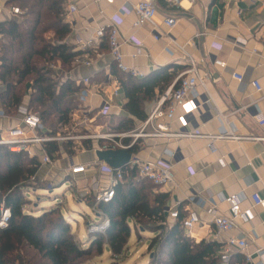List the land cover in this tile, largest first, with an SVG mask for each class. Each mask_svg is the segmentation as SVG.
<instances>
[{
    "label": "crops",
    "instance_id": "1",
    "mask_svg": "<svg viewBox=\"0 0 264 264\" xmlns=\"http://www.w3.org/2000/svg\"><path fill=\"white\" fill-rule=\"evenodd\" d=\"M141 1L114 0L113 4H109L104 0H67L66 20L72 28L67 43L86 51L81 45L94 39L99 28L118 27L119 39L121 43L124 42L123 63L130 70L138 72V75L126 74L137 79H144L167 68L176 74V79L191 66V62H196L200 75L207 77L208 91L200 87L198 93L208 96L212 107L210 110L202 108L187 123L180 120L181 112H177L171 129L173 132H191L199 126V131L205 137L140 140L137 151L132 155L150 163L164 159L174 166L173 184L158 187V191L170 195L169 209H175L183 216L193 211L198 213L200 222L191 233H187L190 238L196 243L203 240L217 242L221 244L222 252L229 237H240V233L219 234L212 224V218L206 213L210 205L216 204L220 214L228 215L229 205L223 203L225 197L242 194V207L248 208L252 205L253 194L264 196V0H197L193 6L185 4L186 9L182 10L158 0V14L154 22L133 28L136 16L131 10ZM122 7L127 11H121ZM13 9L6 0H0V23L17 18ZM168 17L176 20V26L172 29L164 23ZM154 37H159V40ZM103 41L96 40L95 45L87 49L92 53L77 59L71 71L57 68L63 81H75L89 91L87 106L81 105L83 109L75 111L72 128L67 134L75 135L79 125H86L83 134L90 130L93 133H108L111 130L119 133L111 128L108 132L103 131L101 121L117 117L118 124L129 118L124 110L127 99L120 82L116 77H110L116 63L110 47H102ZM140 46L143 49L138 55L137 48ZM214 60L225 63V67L215 65ZM236 74L243 75L244 81H237L234 78ZM86 78L90 79L89 85L83 84ZM254 81L260 83L261 92H257L253 86ZM115 89L119 90V96L113 98ZM107 98H113L114 107L108 116H103L99 106ZM157 100L145 103L148 116ZM27 103L28 99L19 115H0V140L8 138L10 130L23 127L21 117L27 111ZM217 114L223 118L218 119ZM159 121L168 122L166 119ZM142 123L136 121L135 130ZM228 126L240 139L216 141L217 150L212 152L207 136L218 135L228 130ZM94 128L96 131H93ZM83 142H78L82 148L76 150L73 156L61 150L60 157L54 159L51 166L41 165L37 175L39 181H49L58 187L67 180L72 181L73 196L79 203L90 197L93 178L108 181L107 175L90 167L97 161L96 152L104 142L90 141L94 147L92 150L85 149ZM38 149L40 147H34L35 151ZM77 166H87V172L72 174L71 169ZM93 210L100 217V222L107 219L98 214L95 208ZM254 213L255 221L252 224L241 225V230L249 233V248L238 254L244 255V258L245 255L252 256L257 263L259 251L264 250V208H255ZM253 230L256 235L252 233Z\"/></svg>",
    "mask_w": 264,
    "mask_h": 264
},
{
    "label": "trees",
    "instance_id": "2",
    "mask_svg": "<svg viewBox=\"0 0 264 264\" xmlns=\"http://www.w3.org/2000/svg\"><path fill=\"white\" fill-rule=\"evenodd\" d=\"M66 2L6 0L10 7L19 8L20 14L0 23L2 112L6 117L19 115L28 99L27 112L38 113L49 136L67 134L75 111L83 109L80 96L85 87L75 81H63L57 68L69 72L77 59L92 53L67 43L72 28L66 20ZM106 46L109 48L107 36L102 43V47ZM112 76L120 82L127 99L124 110L129 118L112 126L122 133L134 131L136 121L147 119L145 103L159 100L176 74L167 68L137 79L121 73L115 65ZM83 147L94 148L90 141H84ZM81 148L74 141L45 144V151L53 160L60 157L61 150L73 156ZM135 151L136 147L130 152ZM40 169L37 156L13 152L9 146L0 145V219L2 208L12 212L8 227L0 228V264H87L102 256L106 246L113 257H119L131 238L130 223L154 235L148 247L152 255L148 264H219L221 244L205 240L196 243L183 227L187 216L178 212L179 218L171 219L170 195L159 192L136 169L128 167L123 169V180L116 187L113 200L97 207L98 214L108 219L109 227L90 234L91 244L85 249L72 234L60 207L39 216L25 211L29 203L24 198L26 192L40 189L37 179ZM86 201L89 206L95 204L92 196ZM231 264H245L244 255L235 254Z\"/></svg>",
    "mask_w": 264,
    "mask_h": 264
},
{
    "label": "built area",
    "instance_id": "3",
    "mask_svg": "<svg viewBox=\"0 0 264 264\" xmlns=\"http://www.w3.org/2000/svg\"><path fill=\"white\" fill-rule=\"evenodd\" d=\"M109 4H113L114 0H104ZM167 6L178 8L180 10L186 9L185 4L193 6L197 0H162ZM212 1V0H208ZM158 0H142L138 5L134 6L131 10L135 14L136 19L133 22V28L145 27L152 24L158 14ZM121 11H127L125 7L121 8ZM13 13L15 15L20 14L19 8H14ZM165 25L170 29L176 26V20L172 17H168L164 21ZM108 37L110 53L113 57L116 66L119 70L132 75H138V72L132 71L127 68L123 63L122 46L119 37L120 32L118 27L111 26L107 28H99L96 31L95 38L82 44L81 48L87 50L95 45L96 40H104ZM155 40H159V37H154ZM143 46L137 48V54H141ZM214 64L220 67H225V63L214 60ZM206 76L200 75L196 62H191V66L179 74L175 79L173 85L164 93L159 99L153 110L150 112L148 118L141 126L132 132L126 133H93L88 131L84 134L73 135H46L47 129L43 126L42 121L36 112H25L21 117V126L13 130H10L9 136L6 139L0 140V145L9 146L13 152H27L30 156H37L41 165H52L53 159L45 151V144L57 142L63 144L65 142L74 141H103V145H99L98 150H128L133 149L140 144V140L147 139H179V138H201L205 137L200 131L199 126H196L191 132H173L171 129V123L176 118V113L181 112L180 120L185 123L189 120H193L196 113L201 109L210 110L211 100L208 96L198 93V88H203L206 92ZM234 78L240 83L244 81V76L240 74L234 75ZM90 79L83 80V84L89 85ZM253 86L257 92L262 91V87L258 81H254ZM177 86V87H176ZM89 91L85 89L81 96V105L87 106V97ZM119 96V90L113 91V98ZM205 97V98H204ZM113 98H107L102 101L99 106L100 114L108 116L112 111ZM1 116H4L3 112H0ZM218 119H221V114H217ZM166 119L168 122H161L159 120ZM228 130H223L218 135L207 136L210 140L209 147L212 152H216L215 142L223 139L239 140L237 135L231 126H228ZM33 133V135H29ZM126 142V143H125ZM40 147L38 151L34 150V147ZM167 155L171 156L167 153ZM90 167L96 168L99 173L107 175L108 181L104 182L99 178H93L90 183L89 195L95 198V203L98 206L101 203H110L115 197L116 187L123 180V170H116L110 165L95 161ZM173 165L162 159L155 163L144 162L132 155L128 168L136 169L139 172V176L147 181L152 182L157 187H163L173 184L174 174ZM87 172V166H77L71 169V173L74 175L84 174ZM223 203L229 205V214L223 215L218 211L216 204L210 205L207 210V214L212 218V224L219 234H228L234 231H239L240 237L231 236L226 243L223 251L220 255L219 264H231L232 257L238 253H244L249 248L248 238L249 233L241 230V225L252 224L255 221V208H264V196L255 193L251 196V206L248 208L242 207L243 198L242 194H231L223 199ZM171 219H178L179 213L175 209H169ZM12 218V212L9 208L1 209L0 228L5 229L8 227ZM200 222L197 212H190L186 219L183 221V227L189 234L193 228ZM109 227V221L106 219L104 223L96 228L90 230V234L104 232ZM254 235L255 232L253 230ZM259 261L256 263L253 261L252 256L245 255V264H264V250L259 251Z\"/></svg>",
    "mask_w": 264,
    "mask_h": 264
},
{
    "label": "rangeland",
    "instance_id": "4",
    "mask_svg": "<svg viewBox=\"0 0 264 264\" xmlns=\"http://www.w3.org/2000/svg\"><path fill=\"white\" fill-rule=\"evenodd\" d=\"M116 118L112 117V119L102 120L101 125H104V130L100 129L105 132L110 131V128L113 129L112 126L117 122ZM78 127L79 129L75 131V135L83 134L86 130V125H79ZM93 131H96L95 128ZM108 133L116 132L111 130ZM38 184L40 189H30L26 192V197L24 198L29 203L25 211L30 215L39 216L45 211L60 207L67 224L71 227L72 234L85 249L88 248L91 241L90 230L104 223L100 222V217L93 210L95 208L98 211L96 203L93 206H89L87 201L79 203V200L73 196L74 183L70 180L61 184L62 186L60 187L49 181L38 180ZM130 228L132 232L131 238L123 255L113 257L109 247L106 246L102 256L90 260L87 264H148L152 255L147 247L154 235L140 231L133 223H130Z\"/></svg>",
    "mask_w": 264,
    "mask_h": 264
},
{
    "label": "water",
    "instance_id": "5",
    "mask_svg": "<svg viewBox=\"0 0 264 264\" xmlns=\"http://www.w3.org/2000/svg\"><path fill=\"white\" fill-rule=\"evenodd\" d=\"M131 148L128 150H107L96 152L99 162L106 163L116 170H123L128 167L132 158Z\"/></svg>",
    "mask_w": 264,
    "mask_h": 264
}]
</instances>
